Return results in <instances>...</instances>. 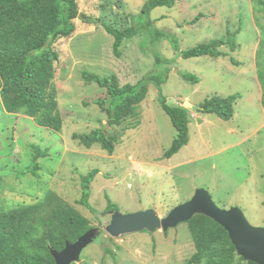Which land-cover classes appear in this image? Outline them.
<instances>
[{
  "label": "rangeland",
  "instance_id": "374dc122",
  "mask_svg": "<svg viewBox=\"0 0 264 264\" xmlns=\"http://www.w3.org/2000/svg\"><path fill=\"white\" fill-rule=\"evenodd\" d=\"M145 1H76L74 33L52 45L59 54L53 80L63 122L59 132L20 113L7 114L0 103V174L9 176L0 183V211L53 197L73 207L100 237L71 264H184L193 254L184 223L166 232L111 237L105 232L114 212L108 201L120 214L151 209L162 219L203 189L219 209L238 208L251 226L264 228V109L257 79L264 69L263 12L254 0H177L171 8L153 9L150 28L124 41L120 55H114L113 38L100 22L137 28ZM149 30L162 35L154 38ZM230 32H236V50L222 46L228 55L216 59H183L167 38L174 37L178 50L185 51ZM156 55L163 62L157 70ZM160 69L166 71L160 91L167 103L192 106L184 107L190 113L188 143L169 159L164 153L176 132L153 84H147L137 114L115 127L95 104L109 105L106 90L82 77L83 72L114 76L121 87ZM183 73L198 83L183 81ZM232 95L238 98L228 121L198 111L205 99ZM95 129L113 138L112 154L98 144L87 149L73 138ZM91 171L96 174L88 201L94 212L78 204L80 178Z\"/></svg>",
  "mask_w": 264,
  "mask_h": 264
},
{
  "label": "trees",
  "instance_id": "16d2710c",
  "mask_svg": "<svg viewBox=\"0 0 264 264\" xmlns=\"http://www.w3.org/2000/svg\"><path fill=\"white\" fill-rule=\"evenodd\" d=\"M76 1L0 0V103L6 113H20L31 118L39 127L56 132L61 130L63 122L53 85L59 54L52 49V45L74 33V21L79 18ZM176 1L146 0L139 16L135 18L137 28L117 27L116 24L98 20L104 31L113 38L114 55H120L124 41L140 30L147 31L150 28L148 16L153 9L171 8ZM254 3L260 7L264 17V0H254ZM148 33L154 38L162 35L157 30H149ZM235 37L236 32H230L226 38L212 39L185 51L178 50L174 37L167 38L183 59L202 56L216 59L228 55L220 50L222 46H227L230 52L236 50ZM155 60L157 70L163 62L158 55ZM230 62L234 63L232 59ZM180 76L185 82L198 83L197 77L191 74L183 73ZM82 77L86 82L106 90L111 101L109 105L105 107L103 100H96L95 104L105 113L108 125L115 127L137 114V107L146 96L147 84H153L157 89L161 110L169 117L176 132L164 157L171 158L188 143L189 110L181 105H169L160 91L166 81V71L160 69L135 85L121 87L114 76L102 78L83 72ZM257 79L261 89L260 103L264 109V69L257 72ZM237 98V95L211 97L199 104L198 111L228 121L232 118V106ZM73 138L87 149L98 144L101 149L112 154L113 138L101 129L73 135ZM35 154L40 155L39 152ZM32 162L36 164L34 153ZM95 174L96 171H91L80 178L81 196L78 204L91 212L94 210L88 200L90 183ZM107 208L116 211V206L109 201ZM184 224L194 247L193 254L184 264H255L238 256L227 232L210 218L195 215ZM90 229L92 227L88 219L57 197L0 211V264H55L50 250L60 252L66 243L75 242ZM99 237L100 234L95 240Z\"/></svg>",
  "mask_w": 264,
  "mask_h": 264
},
{
  "label": "water",
  "instance_id": "95a60500",
  "mask_svg": "<svg viewBox=\"0 0 264 264\" xmlns=\"http://www.w3.org/2000/svg\"><path fill=\"white\" fill-rule=\"evenodd\" d=\"M183 105L187 108L192 107L187 102ZM195 215L206 216L220 225L227 232L231 244L243 260L264 264V228L251 226L238 208L219 209L208 192L203 189H197L191 199L173 208L162 219L151 209L129 214L111 212L105 232L114 238L143 231L166 232L169 228L189 221ZM99 234L98 228H92L75 242L66 243L60 252L50 250L55 264H71L78 261L82 251L92 244Z\"/></svg>",
  "mask_w": 264,
  "mask_h": 264
},
{
  "label": "flooded vegetation",
  "instance_id": "af4514ba",
  "mask_svg": "<svg viewBox=\"0 0 264 264\" xmlns=\"http://www.w3.org/2000/svg\"><path fill=\"white\" fill-rule=\"evenodd\" d=\"M8 114V113H7ZM12 115V114H11ZM0 172H2L1 170H0ZM9 176L8 175H6V174H0V183H2V181L4 180V179H7ZM19 177H18V175H16L15 176V179H18Z\"/></svg>",
  "mask_w": 264,
  "mask_h": 264
}]
</instances>
